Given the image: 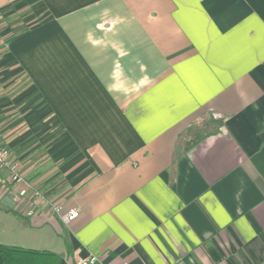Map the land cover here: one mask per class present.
<instances>
[{
    "label": "crops",
    "instance_id": "obj_1",
    "mask_svg": "<svg viewBox=\"0 0 264 264\" xmlns=\"http://www.w3.org/2000/svg\"><path fill=\"white\" fill-rule=\"evenodd\" d=\"M0 147L10 245L264 264V0H0Z\"/></svg>",
    "mask_w": 264,
    "mask_h": 264
},
{
    "label": "built area",
    "instance_id": "obj_2",
    "mask_svg": "<svg viewBox=\"0 0 264 264\" xmlns=\"http://www.w3.org/2000/svg\"><path fill=\"white\" fill-rule=\"evenodd\" d=\"M0 170L4 171L6 175L7 182L12 186L18 189V195L20 197L26 196L28 191L32 192V195L35 199L41 200L42 195L40 192L32 188L26 181L23 173L22 166L20 162L11 156L10 151L7 148L0 147ZM35 206L38 207L36 204ZM48 206L58 214L59 207L55 206L53 203H48ZM30 210L27 215H32ZM78 213L70 211L61 216V219L64 223H68L70 220L75 219ZM75 264H98V259L94 255H90L85 259H79Z\"/></svg>",
    "mask_w": 264,
    "mask_h": 264
},
{
    "label": "trees",
    "instance_id": "obj_3",
    "mask_svg": "<svg viewBox=\"0 0 264 264\" xmlns=\"http://www.w3.org/2000/svg\"><path fill=\"white\" fill-rule=\"evenodd\" d=\"M60 257L47 250L0 244V264H59Z\"/></svg>",
    "mask_w": 264,
    "mask_h": 264
},
{
    "label": "rangeland",
    "instance_id": "obj_4",
    "mask_svg": "<svg viewBox=\"0 0 264 264\" xmlns=\"http://www.w3.org/2000/svg\"><path fill=\"white\" fill-rule=\"evenodd\" d=\"M0 211V244L10 245L9 238L14 234V229L9 219L15 218L16 213L12 209L8 211L2 207H0Z\"/></svg>",
    "mask_w": 264,
    "mask_h": 264
},
{
    "label": "water",
    "instance_id": "obj_5",
    "mask_svg": "<svg viewBox=\"0 0 264 264\" xmlns=\"http://www.w3.org/2000/svg\"><path fill=\"white\" fill-rule=\"evenodd\" d=\"M1 205L7 209H12L14 207L12 200L8 197L3 198V200L1 201Z\"/></svg>",
    "mask_w": 264,
    "mask_h": 264
}]
</instances>
